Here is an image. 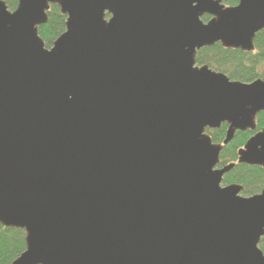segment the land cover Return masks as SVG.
I'll return each instance as SVG.
<instances>
[{
	"label": "water",
	"instance_id": "95a60500",
	"mask_svg": "<svg viewBox=\"0 0 264 264\" xmlns=\"http://www.w3.org/2000/svg\"><path fill=\"white\" fill-rule=\"evenodd\" d=\"M14 1L0 0V225L25 236L11 264H264V187L244 198L221 185L235 164L217 168L256 130L264 81L195 60L252 53L264 0ZM51 5L65 30L46 49ZM236 154L264 171V127Z\"/></svg>",
	"mask_w": 264,
	"mask_h": 264
},
{
	"label": "trees",
	"instance_id": "16d2710c",
	"mask_svg": "<svg viewBox=\"0 0 264 264\" xmlns=\"http://www.w3.org/2000/svg\"><path fill=\"white\" fill-rule=\"evenodd\" d=\"M7 9L13 11L16 7L14 0H3ZM47 23L38 27V35L46 49L51 48L53 42L65 30V17L57 6H50L47 12ZM106 18L108 16L106 15ZM207 21L208 17H203ZM254 51L243 53L225 50L219 44L199 51L196 55L197 65H207L210 69L225 74L230 80L250 83L257 79L264 81V30L257 33L254 39ZM264 127V113L256 117L254 132H236L233 140L222 149L219 156V166L235 163L237 150L257 131ZM226 131V125L218 130L206 131L212 143L221 144ZM236 184L242 187L241 195L251 197L260 193L264 186V171L260 167L235 165L222 179V185ZM24 232L18 229L3 228L0 225V264H11L25 249ZM259 249L264 255V237L259 241Z\"/></svg>",
	"mask_w": 264,
	"mask_h": 264
},
{
	"label": "flooded vegetation",
	"instance_id": "af4514ba",
	"mask_svg": "<svg viewBox=\"0 0 264 264\" xmlns=\"http://www.w3.org/2000/svg\"><path fill=\"white\" fill-rule=\"evenodd\" d=\"M237 3L235 0L228 1L227 3H224L226 7H232L235 6Z\"/></svg>",
	"mask_w": 264,
	"mask_h": 264
}]
</instances>
